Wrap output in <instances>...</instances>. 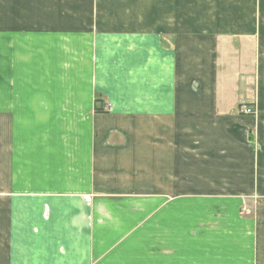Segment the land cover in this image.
<instances>
[{
  "label": "crops",
  "instance_id": "obj_1",
  "mask_svg": "<svg viewBox=\"0 0 264 264\" xmlns=\"http://www.w3.org/2000/svg\"><path fill=\"white\" fill-rule=\"evenodd\" d=\"M0 43V264L254 261L264 0H0Z\"/></svg>",
  "mask_w": 264,
  "mask_h": 264
},
{
  "label": "rangeland",
  "instance_id": "obj_2",
  "mask_svg": "<svg viewBox=\"0 0 264 264\" xmlns=\"http://www.w3.org/2000/svg\"><path fill=\"white\" fill-rule=\"evenodd\" d=\"M13 22H14V20H13ZM15 25H17V21L15 22ZM4 45H5V43H4ZM4 45L0 43V52H2L3 54L6 53L5 49L1 50L4 47ZM14 50H17L16 52L19 54V58H20L17 63L15 62V69L17 72L19 71L18 72L19 77L16 76V86L19 84L18 81L23 79V76H24L23 74L25 71L27 72V74L24 77L30 78V81L31 80L34 81L33 85H42L41 84V76L38 72H36V74H34V75H31V74H33V71L37 67L35 64H32V63L29 65L27 64L26 67L23 65V63L21 65L19 64V62L23 61L24 58H27V59L29 58L28 54H27L28 51H24L23 47H20L19 49H16V47H15ZM30 55L32 56V54H30ZM22 66H23V68H22ZM2 78L0 76V89H2V87H4L2 84H5V80H6V79L4 80V77H2ZM238 110L240 112L239 107H238ZM254 114L255 113L250 114V115H254ZM242 206H243L242 211L239 213V218H238L239 223H240V227L241 228L244 227L246 230H249L246 228V226L249 225L250 219H252L255 205L253 203H246V204H243ZM194 214L195 213L192 212L191 216H193ZM199 220H200L199 218L196 219L193 216L192 219H188V221L185 222V227L186 226L189 227L190 224L197 226L199 223ZM228 223L230 225H232L233 228H237V226H238V224H234V223L231 224V221H229ZM241 224H245L246 226H243ZM230 225L227 224L226 228L230 229ZM209 226H212V224L210 223L208 225V227ZM239 232H241L242 234L233 237V243L231 244V246H232L231 248L236 250V253L238 254L237 257H246L247 254L250 252L251 248L254 247V253L256 255V258L254 259L253 262L250 259H243V260L241 259V261L237 260L236 264H251V263L262 264V261H264V259H263V256H264V237L258 236L256 238V243L254 245H252V243L250 241V236L247 237L245 235V230H239ZM228 234H229V232L227 234L225 233L222 235L223 244H225L226 240L231 238L230 235H228ZM224 246H225L224 248H226L227 245L225 244ZM249 256H250V253H249ZM236 259H238V258H236Z\"/></svg>",
  "mask_w": 264,
  "mask_h": 264
},
{
  "label": "built area",
  "instance_id": "obj_3",
  "mask_svg": "<svg viewBox=\"0 0 264 264\" xmlns=\"http://www.w3.org/2000/svg\"><path fill=\"white\" fill-rule=\"evenodd\" d=\"M239 109H240V112L247 114V115L253 114L255 112L254 109L250 107L249 105L242 104L239 106Z\"/></svg>",
  "mask_w": 264,
  "mask_h": 264
}]
</instances>
